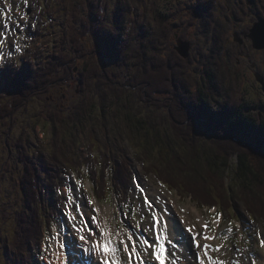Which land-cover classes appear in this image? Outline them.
<instances>
[{
  "label": "trees",
  "instance_id": "trees-1",
  "mask_svg": "<svg viewBox=\"0 0 264 264\" xmlns=\"http://www.w3.org/2000/svg\"><path fill=\"white\" fill-rule=\"evenodd\" d=\"M100 1L60 0L56 12L59 16L65 13L66 26L63 25L64 31L55 47L45 55L36 54L18 65L9 64L0 70V142L6 145L5 151L9 153L3 156L0 171H3L2 177H8L13 184L12 195L6 197L0 190V197H5L0 202V218L5 227L11 230L9 235L7 231L4 236L0 233V248L1 244L4 245L0 256L4 264H16L9 250L14 245L16 250L21 245L31 248L39 237L40 223L47 215L44 196L59 181L61 164H76L82 158V155H77L78 161H73L77 143L81 138L83 140L86 124L90 128L87 130L91 145L95 144L89 139L93 126H98L102 132L108 130L110 135L115 136L113 130L118 128V124L131 139L137 158L145 161L147 172L169 188L190 195L194 200L215 201L207 195L201 193L199 197L190 191L186 184L190 177L193 184L199 185H195L196 188L202 191L204 185H212L217 191L226 178L232 179V184L227 183L225 195H221L220 200L237 209L235 198L238 196L233 194L234 187L243 188V191H238V194L243 192V198L250 190L258 191L259 197L252 200L253 207L246 204L245 210L264 216V122L257 120L256 115L251 116L248 107L241 109L242 106L229 102L228 95L225 94L224 98L221 93L220 88L226 85L225 79L231 85L236 76L231 72L234 70H225L227 76L222 79L216 69L228 34L213 14L216 0H195L190 3V6L203 8L199 17L204 24L208 22L211 25V32L207 31L209 27L207 30L196 29L197 36L204 35L202 45L198 43L199 38L195 39L194 48L186 58L169 51L173 43L172 35L175 32L182 34L181 21L177 20L181 12L177 8L161 6L156 10L158 1L151 0V12L155 13L151 27L133 18L125 24L122 16L129 12L136 0H117L113 10L114 26L110 27V31H104L112 51H107L103 42L96 54L102 60L105 57L123 59L118 65L126 67L129 64L131 68L110 72L82 42L94 31L98 18L104 16ZM236 3L239 4V1ZM205 14L209 16L204 18ZM195 19L196 16L189 21L196 27ZM210 35L212 38L208 41ZM77 59H82L81 66H78ZM75 79L79 82L78 90L86 92V97L83 102L80 97L79 102L75 100L66 104L68 97L62 88H65L64 83L68 86ZM121 82L130 85L116 88L115 84ZM52 90H60L59 96L57 93L50 94ZM125 91H130L127 100ZM54 96H58L61 102L67 98L60 103L55 102ZM96 97L99 115L94 113L97 106L93 99ZM34 98H40L44 103L38 114L48 124V131L44 132L46 142L31 148V123L21 125L18 136L13 134V123L16 110L25 107ZM137 105L150 110L152 116L138 111ZM162 110L166 111L165 116L161 114ZM162 121L170 122V133L161 126ZM208 129L215 133L213 138L217 147L206 139L204 144L200 141V137L204 138L201 134L209 132ZM185 130L190 131L187 134ZM179 135L187 139L189 152H182L183 149L176 146ZM106 144L109 146V159L114 162L115 189L124 188L125 193L130 180V169L126 166L127 153L123 149L116 150L115 143V147L109 141ZM115 151V156H111ZM10 155L16 157L15 162ZM120 156L123 157L122 161ZM210 179L214 180L211 182ZM50 200L55 202L52 197Z\"/></svg>",
  "mask_w": 264,
  "mask_h": 264
},
{
  "label": "rangeland",
  "instance_id": "rangeland-1",
  "mask_svg": "<svg viewBox=\"0 0 264 264\" xmlns=\"http://www.w3.org/2000/svg\"><path fill=\"white\" fill-rule=\"evenodd\" d=\"M0 1H2V2H0V4H1L5 13H7L9 11V10H7L8 5H13L14 8H13L12 13L15 15V17L17 18L19 23H21V24L24 23V25H25L24 29L19 36H21V37L25 36V28L28 29L29 34L31 35V36H28L29 38L25 44V48L22 51H16V52H18V54L14 57L16 59L15 60L16 63H18L19 61L22 60V58H20V56H24V57L26 56L29 58L33 55L38 54L39 52L43 51L44 49H47V46H49L52 43L53 38H55V40H56L60 36V34H61L60 29L57 26L55 27L56 20H52L53 26L51 27L49 25L50 28L45 26L43 21H42L47 17L46 10L51 7L50 5H47L46 0H28L27 3H25L24 0H0ZM116 1L117 0H101V11L103 14L106 13L105 14L106 21L109 22L111 27H113V22L109 21V20L113 19L114 4ZM157 1H158V5L160 8H161V6H170L172 9L177 8L178 11H182L179 14V18L177 19V20L181 21L180 27L182 28V34H181L182 37H185V35H187L189 37L191 36L194 39H197L198 38V36L196 35V29L197 28H199V29L200 28L201 29H204V28L208 29V27L211 28V25L208 24V22H207V24H204L202 18L199 17V16H202L200 14V12L203 10V8L197 7V6H190V2L192 0H157ZM217 1L218 2H217V4L214 5L212 11H213V14L216 15L215 17L217 18V20L222 23L224 28H233V27L247 28L249 25L252 24L253 17L255 15H258L255 6L251 3L250 0H217ZM238 1H239V4L236 3ZM259 1H260V3H259ZM52 2L55 3V1H52ZM128 3H131V1H128ZM256 3H257L258 9H262L261 14L263 15L264 14V0H257ZM133 4L136 5L139 15L142 18H145V20H144L145 25L151 27L153 24L152 17L154 15V13L151 12V9H150V8H152L151 7V0H136L135 2H133ZM248 7H249V11L242 14V9L247 11ZM239 8H240V10H238ZM190 9L193 11V13H187L186 12L187 10H190ZM42 11H43V13H42ZM101 11H100V14H102ZM236 14L241 16V17L234 20L232 18V15L236 16ZM130 15H131V11L128 12V15L126 18L127 20H129ZM195 16H196L195 22L197 24L196 27L193 25V23L191 21H189ZM203 16H205L204 18H206L209 15L207 14V15H203ZM184 17H190V18L185 19ZM62 18L65 19V16L63 15ZM262 19H264V17H262ZM199 29H197V30H199ZM227 31H228V29H227ZM50 32H52V33H50ZM0 34H2V35H0V40H2V43H0V54L4 55V58H8L9 56H11V54L6 55L7 51L12 50L14 52V49L18 50V48L20 47L21 39L17 38L15 41L17 43H15V44L12 43V41H11L12 36L10 37V35H9L7 21L3 17L0 19ZM228 35L230 37L231 32H228ZM4 37H7V39L4 40L3 39ZM89 37L83 39L82 42L85 43V46H87L88 49H91L94 52V55L96 56V60L102 66L107 67V69H105V70H107V72L113 71L115 69H120V67L123 70L124 69L129 70V68H131L129 66V64L126 65V67H124L125 65L119 66L116 62H112V60L106 59V57L104 58V63H102L99 56L96 54L95 39L92 36H89ZM183 40H186V39H183ZM200 41H201V39H200ZM174 45H175V43L171 44V46H170L171 50H169V51H175L177 53V48H176L177 44H176L175 48H173ZM201 45H202V42H201ZM85 46H84V48H85ZM105 48H106V46H105ZM244 57L245 56H242V57L239 56L238 57L239 61L238 62L236 61L238 64L235 62L236 59H231L230 62L226 59V62L229 63L228 66H230L231 69L238 68L235 71H231L232 73H234V76H237L236 78H239L237 85H235L233 83V84H231V87L233 88L234 86H236V91H237L236 95L238 98H240V99L243 98L242 101L245 102V100H246L248 103L254 104L256 106L258 103V99L252 93L255 90L257 85L255 86L256 81L254 80V75L252 72V71H254V69L252 70L251 66H254V65H252V63H254L258 67V70L260 72L264 73V52L255 53L254 56H250L249 61L247 58H244ZM3 61L4 60H0V63H3ZM77 61H78V66H81L82 59H79V60L77 59ZM120 61H124V60L122 59ZM217 66L218 67L216 69H218V73H219L218 76L220 75V77L222 79H223V77L226 78V73L224 70L226 65L224 64V62H219L217 64ZM256 66H255V69H256ZM74 70H76V67L74 68ZM221 70H223V72H221ZM124 71H126V70H124ZM122 78H123V80H127L124 77H122ZM72 81H71L72 83L70 82L68 85L69 86L68 90H67V87H68L67 84L65 85V88H62V91L68 97L66 104L74 103L75 100H77V102H79L80 97H82V99L83 98L85 99V97H86V92L81 93L78 90V88H79L78 79L77 80L75 79ZM115 85H116V88L121 89V88H126L130 84H128L127 82H121V83H118ZM70 87H72V88H70ZM135 87H132V88H135ZM92 92H94V91H92ZM129 92L130 91L124 92V95H126V97H125L126 100L128 97L127 95H129ZM54 93H57V95L59 96L60 90H52V92L50 94H54ZM229 93L231 94L232 91L230 90ZM87 96H89V95H87ZM66 98H65V100H66ZM84 99L82 100V102L84 101ZM95 99H96V101H95ZM95 99H93V100H94L97 108H96L94 113L96 115H99L97 113V112H100L98 110L99 109L98 99H97V97ZM48 101H50V100H48ZM42 104H44V103L41 101L40 98L39 99L34 98V99L28 101L27 104L25 105V107H20L16 110V118H15V121L13 123L14 124L13 133L15 136H18L20 131H21V125L25 126L26 122L31 123L32 128L29 131L30 134H32V137H31L32 140H31V144H30L31 148L42 146L47 140L44 132L48 131V124L46 122H44L43 121L44 119L41 118V116L38 114V109L42 107ZM49 104L52 105L51 103H49ZM241 109H243V108H241ZM253 109L254 110L250 109L251 113L254 115H257V109H255V108H253ZM137 110L143 114L148 113V115L152 116V113L150 110H148L147 108H142V107H140V105H137ZM164 113H166V111L164 112V110H162L161 114L164 115ZM261 118L264 121V111L261 114ZM119 124H120V122H119ZM160 124H161V126L164 127V130H166L167 132L170 133V130L172 127H170L169 121H162ZM110 126H111V124H109V127ZM117 126H118V128H115V129L113 128L114 129L113 132H114L115 136L112 133H111L112 135H110L108 130L102 132L98 126H93L94 128H93L92 133L94 135L92 134V136L89 137V139L96 143L95 145L97 147H95V146H93V145L91 146L89 144V140H88L89 132L87 129H90V128L86 124L85 133H83V140L84 141L81 138L80 142L77 143L78 148L76 150L77 153H75V156H77V155L81 156L82 155L81 161H83V164L78 168L77 171L80 175L79 177H86V179H84L85 185L82 188H79L81 195L77 198V190L75 189V186L78 185L76 183V181L79 180V178L77 177L76 173H73V174L69 173V172H67V169H65L64 170L65 173L63 172L64 174L62 176V181H65L66 183H68L69 187L67 186V189H66V187H62V190L64 192V194H63L64 197L68 195V197H71V201H73L72 195L76 191V199L74 201V204L76 203V201L80 200L81 205H83L82 208L84 209L85 213H87L89 211L90 208H89V205L87 202L91 197L90 193H92L91 187H93V184H92L91 180L88 178L89 174L87 176V171L85 170V167L87 165L94 166V164L92 163L93 158L95 160V165L98 167H101V165L103 163L102 162L100 163V161H97V158H99L98 156L100 155L101 152L105 153L109 149L108 144H106V142L109 141V143H112V144L115 143L117 145L116 150L123 149L126 151V153H128L127 154V160H126V162H127L126 166L128 168L132 167L136 176H137L136 182L138 183V185H134L136 183L134 181V184H133L134 193L132 195V200H131V203H130L129 208H128L129 213H126V217L124 218L126 223H128V224L132 223L137 230L146 229L147 228L146 224H150V211H149V208L146 207V204L143 203L142 198H141V193L139 192V189H137L138 187L145 188V190L148 192V195L150 197L154 198L153 200L155 202H157L162 207L163 211H167V212L175 215L177 220H180L181 219L180 217H183V216L187 218L188 214L189 215L191 214V215H193L191 222H193V219L195 221L198 219V217H199L198 213H199V215L200 214L206 215V212H207V210H205L206 208L200 207L196 203V201L194 200L195 198L191 199L190 195L186 196L183 193L176 191L175 189H174V191L167 190L166 187L162 183H160L153 174L152 175H151V173L148 174L149 171L146 169L145 161L141 158L138 159L136 156L137 155L136 151L132 148L133 145H132L131 139H129L122 132V129L120 128V126L118 124H117ZM208 130H209V132L201 134V135H203L204 138L200 137L202 139L200 141L203 143V141H205L204 139H206L207 142L216 144V141L213 138V136H216L215 133L213 132L212 129L211 130L208 129ZM189 131L190 130L186 131L187 134L189 133ZM173 132H174V134H176V136H178V134L175 133L174 130H173ZM216 132H217V130H216ZM103 134H105V136H103ZM205 135H207V136H205ZM112 140H113V142H110ZM187 142H188L187 139H185V138L182 139L181 136L179 135V140L176 141V146L178 147V149H180V148H181V150L183 149L182 152L185 151L187 153L190 151V145L186 144ZM2 145H3V143H2ZM2 145L0 142V161L3 158V155H2L3 151H4L3 147H5V145H3V147H2ZM113 146H114V144H113ZM216 147H217V144H216ZM80 151H82V152L79 153ZM116 152L117 151H115L114 153L112 152L111 155L114 157ZM11 157L13 158V155H11ZM117 157H119V155H117ZM99 160H100V158H99ZM122 160H123V157L120 156V161H122ZM124 161H125V159H124ZM132 168H131V170H132ZM73 171H76V170L73 169ZM0 174H1V171H0ZM228 174H231V173H228ZM98 176L100 177L101 174L99 173ZM3 178L7 181L4 183V185L2 187H0V190L6 191L7 195H12L11 191L13 190V186L11 185V181L6 176H4ZM188 180H190V181H188V183H186V184H188L189 190L192 191L195 195H198L199 197H201L202 195H207L210 197L211 200H215L213 202H216V203L219 202L221 204H223V203L220 200V198H221V195H223V197L225 195L224 192L226 191L227 183H228V185L232 184V179L226 178L224 180L225 183H223V185H221L217 191H214L212 185H207V186L204 185L203 186L204 191H202V190L196 188V186L199 187V185L193 184V182H192L193 179L191 177ZM212 180H214V179H210L209 181L212 182ZM101 181H102V178H101ZM88 182H89V184H88ZM228 188H231V186H228ZM239 189H242V191H243L242 187H234V192H233V194L235 196H238V198H235V201H236L235 203H237L238 208H239V223L247 226L245 230L249 229V232L247 233L246 237L250 240L251 244L253 243L254 245L257 246L256 238L253 237V235H254L253 233L255 230V235L257 236V238L264 237V216H261V215L257 216L255 214L258 218L257 219L253 218V220H250L249 217L245 214L244 209L246 207V204H249L252 206L253 198L259 197V195L257 194L258 191L250 190V191H248L247 195L245 194L246 197L243 198V196H242L243 192L241 194H238ZM201 193H202V195H201ZM58 195H59V193H58ZM3 198H5V197H3ZM58 198H59V196H58ZM223 199L225 202H227L225 200V198H223ZM0 200H2V199H0ZM115 200H116L115 197H111L107 200V202L102 204L103 212L109 208H112L114 210V213H113L114 218L118 217V215H119L117 212V209H116L117 206H116ZM199 200L201 201L203 199L201 198ZM262 201H259V202H262V207H264V199ZM59 206H60V204H59ZM160 206H158V207H160ZM223 206L225 208L229 209L228 205L223 204ZM47 207H48V209H50L48 203H47ZM131 209L135 210L132 214H131ZM233 209H236V207H231L230 210H233ZM59 210L60 209H57V211H59ZM49 213L53 214V215L55 214V213L51 212L50 210H49ZM223 215H224V223L226 224L227 223L226 220H228V218L230 219L231 216H229V214H226V213H224ZM109 216H111V215L109 214ZM187 219H189V218H187ZM59 228L61 230H64V227L62 224L59 225ZM239 229H240V226L238 225L235 228V230H239ZM56 232L57 231H52V229H51V231L48 234V237L51 238V241L47 240L45 242V244L42 245V251L46 255H48V251H50L52 253V249L54 248L53 244H54V240H55L54 238L56 236ZM259 254L261 257H263L260 250H259ZM49 258H50L49 255L47 258L44 255V257H43L44 264L47 263V261H45V259L48 260ZM0 264H2V261H0Z\"/></svg>",
  "mask_w": 264,
  "mask_h": 264
},
{
  "label": "snow or ice",
  "instance_id": "snow-or-ice-1",
  "mask_svg": "<svg viewBox=\"0 0 264 264\" xmlns=\"http://www.w3.org/2000/svg\"><path fill=\"white\" fill-rule=\"evenodd\" d=\"M24 2L27 3L28 0H24ZM8 8L11 9L12 5H8ZM0 13H3L2 9H0ZM0 43H2V40H0ZM2 59L3 56H0V60ZM76 183L78 185H81L82 187L81 181L77 180ZM140 191L142 193L141 198L143 203L147 204L149 210L151 211L152 204L154 203V201L150 200L146 195H144V193L146 192L145 189L141 187ZM68 199L71 201V197H68ZM89 203L92 204L94 202L92 200H89ZM72 211L73 210H70L68 212V215L71 216L73 220H75L77 217L72 215ZM74 211L79 213L80 209L77 207L74 209ZM98 211V209H93L94 213H98ZM92 219L96 221L99 225V221H97L95 215L92 216ZM220 219H222V216L220 217ZM151 220L153 222V227L158 232L159 228L161 227L158 222V214L152 212ZM163 228L164 232L166 233L164 238L166 240H170V237L167 235L170 225L165 224L163 225ZM202 229V231H197L194 225H190L186 228V232L189 234V239L192 245L200 251L199 264H227L224 259L220 258L219 256H214L212 254L220 253L222 251L223 246H213L211 243H209V241H213L216 239L215 235L209 234V224L207 222L202 223ZM228 230H232L231 225H229ZM78 231L80 230L78 229ZM92 235L102 236V243L100 241L91 243V247L88 249V251H96L98 253H101L104 257V264H129L132 257H136L139 260L140 264H147V261L143 259L142 252L138 249V243L145 245L146 247L144 250L148 252V255H154L155 259L158 261H160L166 253V249L163 244H150L147 239L137 240L133 238L132 234H127L125 236L122 231H116L115 233H113L107 227H100V231L97 233L89 232L87 236V239L89 241H91ZM113 236L116 237V241H113ZM79 238L81 241L86 240V237L84 235H80ZM159 238V235H157V240H159ZM201 240H203L204 243H201ZM60 247L63 248L64 245L61 244ZM172 254V252H167V256L169 257L172 256ZM164 264H167L166 259Z\"/></svg>",
  "mask_w": 264,
  "mask_h": 264
},
{
  "label": "bare ground",
  "instance_id": "bare-ground-1",
  "mask_svg": "<svg viewBox=\"0 0 264 264\" xmlns=\"http://www.w3.org/2000/svg\"><path fill=\"white\" fill-rule=\"evenodd\" d=\"M231 6V5H230ZM235 12V11H234ZM199 14V13H198ZM206 15V14H205ZM209 15V14H208ZM205 17V16H204ZM219 19V18H218ZM55 25L58 27L60 26L59 23H57V21L55 22ZM153 28V27H152ZM218 28V27H217ZM154 29V28H153ZM148 32V31H147ZM148 34H150V32H148ZM153 34V33H152ZM200 34V33H199ZM151 35V34H150ZM107 36V33H102L100 34V38L103 40L104 42V45L106 46V49L107 51L110 50L112 51V48L110 47L109 45V41L107 40L106 38ZM158 38V37H157ZM152 39V38H151ZM160 40V39H159ZM147 42V41H146ZM176 46V43L174 45L173 48H175ZM144 48V47H143ZM153 48V47H152ZM155 51V50H154ZM168 54V53H167ZM167 56V55H166ZM115 57V56H114ZM239 57V56H238ZM127 58V56H126ZM217 58V57H216ZM126 60V59H125ZM166 60V59H165ZM130 61V60H129ZM122 64V62H121ZM118 68V67H117ZM121 68V67H120ZM98 95V94H97ZM252 107V106H250ZM254 108V107H252ZM11 141V140H10ZM25 141V140H24ZM138 150V149H137ZM211 188V187H210ZM168 205V204H167ZM196 211V210H195ZM190 213V212H189ZM188 218L189 219H185V217L180 221V220H177L176 217L174 216H171L169 217V219L166 220V222L164 224L160 223L161 227L163 228V225H170V228H169V235L170 237L172 238L173 240V243H175L174 240L176 241H179V237L181 236V238L183 240H181V248H178V249H174L172 248L171 251H172V259H174L173 261L175 263H178L179 260H182V263L181 264H184V263H187V264H192L193 262V254H195V250H194V247L193 245L191 244V241L189 239V234L186 232L185 228H183V223L185 221V225L189 226L190 225V222L192 221V215L188 214ZM108 229H110L113 233H115V231L110 227V225L107 226ZM164 229V228H163ZM119 231V230H118ZM116 239V237H115ZM67 246V245H65ZM67 252L68 250L66 248H61L59 249V252H58V257H57V264H69L68 263V255H67ZM224 254V250H222L220 253H214L213 255L214 256H219L220 258H222ZM235 254H236V257L235 256H229L227 257L226 259V262L227 264H255V261L254 260H251L250 259V256H249V253L245 250V249H242V250H237L235 251ZM177 257H180L178 260H177ZM90 259V258H89ZM74 264H83L79 261L77 262H74Z\"/></svg>",
  "mask_w": 264,
  "mask_h": 264
},
{
  "label": "water",
  "instance_id": "water-1",
  "mask_svg": "<svg viewBox=\"0 0 264 264\" xmlns=\"http://www.w3.org/2000/svg\"><path fill=\"white\" fill-rule=\"evenodd\" d=\"M248 37L252 41V46L256 49L264 48V19H259L249 29ZM177 51L183 57H187L189 51V43L181 39L177 40ZM259 81H262L259 74H256Z\"/></svg>",
  "mask_w": 264,
  "mask_h": 264
}]
</instances>
